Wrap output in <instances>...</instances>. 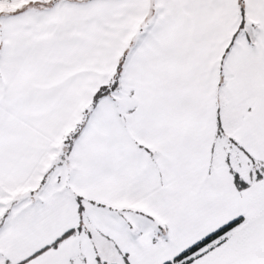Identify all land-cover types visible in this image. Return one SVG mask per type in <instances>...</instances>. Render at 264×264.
Segmentation results:
<instances>
[{"label":"snow or ice","instance_id":"obj_1","mask_svg":"<svg viewBox=\"0 0 264 264\" xmlns=\"http://www.w3.org/2000/svg\"><path fill=\"white\" fill-rule=\"evenodd\" d=\"M0 264H264V0H0Z\"/></svg>","mask_w":264,"mask_h":264}]
</instances>
